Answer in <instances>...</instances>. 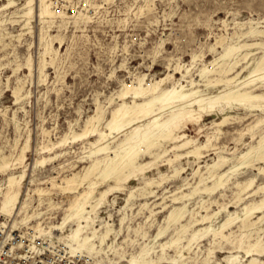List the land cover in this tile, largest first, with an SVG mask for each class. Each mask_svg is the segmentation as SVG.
<instances>
[{
    "label": "rangeland",
    "instance_id": "rangeland-1",
    "mask_svg": "<svg viewBox=\"0 0 264 264\" xmlns=\"http://www.w3.org/2000/svg\"><path fill=\"white\" fill-rule=\"evenodd\" d=\"M3 2L0 1V5ZM25 2L18 0L17 6L0 12V19L4 20L0 26V152L11 157L13 166L7 172H20L24 165L27 166V176L20 186L22 200L27 198L30 190L43 188L51 193L54 203L61 205L59 208L52 205L49 209L50 204L45 203L50 198L46 195L45 203L39 206L38 193L31 191V213L33 209H48L43 216L47 227L62 220L66 207L76 195L74 193L65 198L66 194L53 183L72 172L81 171L92 162L89 155L93 154V142L99 135L95 132L69 140V143L55 146L52 151L42 152L40 148L43 145L52 146L66 134L83 132L87 120L95 114L98 102L105 111L104 121L98 124V128H104L112 111L123 104L119 94L124 81H136L143 75L146 82L155 81L173 73L171 70L178 64L183 66L182 69L166 79L162 87L171 86L186 67L192 68L191 75L197 78L203 64L211 65V61L223 50L219 42L222 38L225 43L235 42L239 39L235 32L249 28L250 21H259L260 26H264V0H54L56 16L47 36L52 47L49 54L43 56L45 41H42L41 35L44 25L49 23L41 22L38 16L40 2L36 0L31 24L25 26L24 17H20L19 13ZM246 39L254 41L256 37ZM263 52L264 46L254 48L256 55L252 57L250 66ZM195 55L199 56L196 62ZM28 57L32 58L31 67L27 64ZM45 61L42 71V62ZM241 67L239 65L236 70ZM248 70L244 71V76ZM257 82L252 83L250 89L255 93H264V82ZM219 84L207 87L201 82L199 86L206 93H217L225 87L222 82ZM15 87L21 88L19 99L14 94ZM215 112L204 113L200 122L187 121V125L181 128V133L187 134L184 140L191 139L187 148L178 150L172 147L174 143L167 142L154 150L163 154L160 157L144 154L139 160L145 165L144 171L132 177L122 190L108 196L99 209V217L109 220L112 214L113 222L119 226L122 215L119 209L125 204L128 192L132 189L135 192L131 206L125 210L128 217L117 242V246L121 245L118 252H137L140 243L153 237L160 226L167 225L166 217L173 208L186 205L181 221L174 222L161 238H175L182 224L190 227L180 243L185 249L184 255L180 253L174 264H264V218L259 220L263 212L253 216V220H258L253 228L244 227L243 221L238 218L224 232L219 231L215 235L212 230L189 244L195 230L211 225L219 229L229 213H243L245 204L264 198L263 190L249 196L250 192L264 184V174L259 169L264 166L263 161L241 168L211 194L199 191L190 198L172 199L173 195L182 196L192 190L203 177L204 184H213L209 164L219 155H226L233 157L223 167V171L229 169L238 154L257 144L264 134V111L258 108H229V120L225 125H217L216 122L223 119L226 112ZM165 116L168 117L167 114ZM258 120L263 121L258 124ZM207 133L220 136L213 140L215 145L201 149L199 155L186 153L206 143ZM125 137L126 131L111 144V150L116 149ZM25 146L28 147L26 157L20 163L19 157ZM57 153L62 154L34 169L36 160ZM178 154L183 155L179 157ZM178 169L181 170L179 174L176 172ZM5 178L6 175L0 173V180ZM151 179L162 182L148 185L147 191L154 192L145 196L142 194L145 191L143 187ZM250 179L255 182L242 193L245 182ZM239 182L244 184L238 185ZM110 184L115 183L107 182L100 189ZM216 212L215 218L203 221L205 215ZM146 232L148 235L144 238ZM258 241L263 248L261 252L251 250V245ZM156 246L159 249L158 244ZM177 252L174 245L168 248L167 256L175 257ZM118 258V254L114 255V259ZM161 264L172 263L164 261Z\"/></svg>",
    "mask_w": 264,
    "mask_h": 264
},
{
    "label": "bare ground",
    "instance_id": "bare-ground-1",
    "mask_svg": "<svg viewBox=\"0 0 264 264\" xmlns=\"http://www.w3.org/2000/svg\"><path fill=\"white\" fill-rule=\"evenodd\" d=\"M0 1H4L0 5V12L3 9L14 8L17 6L18 2V0ZM39 2L40 10L38 16L42 23H49L47 26L44 25V32L43 35H41L42 41H45L44 56V54L50 51V46L52 45V42L47 41V36L51 23L54 22L56 11L53 9L54 0H39ZM35 4L36 0H26L25 4L22 6L21 12H19L21 14L20 17H24L22 20L25 21V26L29 27L31 24V19L35 13ZM16 20L17 19H15V21ZM3 21L4 20L0 19V26L3 24ZM250 23V27L246 30L240 33L237 31L235 32V35L239 38L235 42L225 43V39L220 38L221 40L219 42L222 44L223 50L211 61V65L207 63L203 64L198 71L197 78L192 77V68L186 67V69L182 71V76L176 79L171 86L162 87V83L166 79H170L174 72L182 69L181 67L183 66L178 64L171 70L173 73H168L166 77H161L155 81L146 82L145 75L138 77L136 81H124L122 91L119 94L123 99V104L112 111L104 128H98V124L104 121L103 119L105 118L103 106L98 102L97 110L95 114L91 115L87 120L83 132H73L71 135L66 134L59 142H53L52 146L43 145L40 148V150L44 152L46 150H53L55 146L63 145L69 140H75L80 137L83 138V136H88V134L91 133L97 132L99 135L98 139L93 142V154L89 155V157H92V162L84 166L81 171L72 172L63 178L57 179L56 182L53 183L54 187H58L66 194L65 198L76 193L70 204L66 207L64 216L60 222L54 223L50 227L45 225L43 216L48 209L45 211L33 209V213H31V191L38 193L39 206L45 203L44 197L46 195L50 198V200L45 203L50 204L49 209L52 205H54V208H59L61 205L54 203L55 201L50 197L51 193L43 188L30 190L27 198L22 200L20 186L27 176V166L24 165L23 170L20 172H7V170L11 169L13 166L10 160L11 157L9 158V156L0 152V173L6 175L5 179L0 180V215L10 220V226L14 230H20L23 227L29 229L33 228L34 231L31 232V240H36L43 236L63 240L72 249L88 257L92 264H161L164 261L174 264L180 253L184 255L183 252L185 249L180 246V243L184 234L188 232L190 227L186 224H182L181 229L177 230V236L175 238L174 236L167 240H161V238L167 233L168 228L174 225V222L181 221L185 215L186 205L173 208L166 217L167 225L160 226L158 232L153 237L148 241L140 243L137 252L130 254L118 252L121 245L118 244V246H120L118 248L117 242L121 238L122 232H124L123 229L128 217L125 210L131 206L135 196L134 190L132 189L128 192L125 204L119 209V212L122 214L119 218V226L115 225L113 222L112 214H110L109 220L100 218L99 209L105 204L110 194L122 190L132 177L144 171L145 165L139 163L140 158L144 154H156V156L160 157L163 154H161V152H155L154 150L157 147L160 148L167 142L174 143L172 147L178 150L187 148L191 143V139L184 140L187 134L181 133V128L187 125V121L200 122L204 113H216L215 111L218 112V110H221L226 113L224 114V118L217 121L216 124L225 125L229 120L227 113L229 108L239 106L250 110L258 108L264 111V93H255L250 89L252 83H258L257 81L264 82V52L257 58L255 64L250 66L252 57L256 55L254 53V48L264 46V26H260L259 21H250ZM249 36L256 37V39L254 41H249L246 39ZM241 38L244 39L241 40ZM197 57L199 56L195 55L194 62H196L195 59H197ZM27 61L28 66L31 67L32 58L28 57ZM42 63L41 70L43 71L46 61ZM245 63L246 65H244ZM239 65L242 67L236 70ZM246 69H249L248 74L244 76L243 74ZM215 74L219 76L214 77ZM201 82H204L207 87L211 84H221L222 82L225 87L222 91L217 93H206L204 89L199 86ZM20 90V87H15L14 90V94L18 99L21 97ZM129 97H132V99L128 100L127 98ZM166 114L168 117L165 116ZM261 121L263 120H258V124H260ZM140 122L143 123L139 124ZM125 131L126 137L116 149L111 150V144ZM219 137L220 136L217 137V133H207L206 143L199 144V146L188 150L186 153H196L199 155L201 149L207 148L209 145H215V143L213 144V140ZM27 148V146L23 147L19 157L21 162H18L23 163L26 157L25 150ZM61 154L62 153H57L36 160L33 165L34 169L45 165L49 161H54ZM103 154H105V156L101 157ZM181 155L183 154H178L179 157ZM175 157H177V155ZM236 158L237 160L230 165L229 169L223 171V167L230 163L233 157L219 155L217 160L208 165L209 173H211L213 177V184H204L205 179L203 177L189 192H185L182 196L173 195V201H177L184 197L190 198L199 191L211 194V192H214L217 188L226 184V180L229 179L231 175L237 173L241 168L255 166L256 161L264 162V134L261 135L257 144H252L246 151L238 154ZM259 169L260 172L264 174V166H260ZM180 171L181 170L178 169L176 172L179 174ZM162 180H164V178ZM111 181L115 184H110L105 189H100L103 184ZM155 182L160 184L162 181L156 179L146 181V185L143 187L145 191L142 194L146 196L148 193H153L154 190L147 191V186ZM254 182V179L246 181L242 193L244 190H248ZM242 184L244 183H238V185L241 186ZM260 190L264 191V184L260 185L254 192H250L249 196L256 194ZM239 199L241 200L242 197L239 196ZM218 212L214 215H205L203 221L212 220ZM261 212H263V215L259 217V220L264 218V198L257 202L253 200V202L245 204L243 206V213H229L228 218L219 226V229H215L213 225H211L210 227H204V229L195 230L192 233V237L189 239V244L199 237L207 235L212 230L215 235H217L219 231L224 232V229L234 223L238 218L243 221L244 227L253 228L257 225L256 222L258 221L253 220V216ZM18 216H21V218H18ZM12 220L13 223H11ZM34 221L35 223L33 224ZM97 222L98 225L96 224ZM128 227L130 228V224ZM243 233L244 232H242V234ZM147 235L146 232L143 237L145 238ZM157 244L159 249H157ZM260 244L261 243L258 241L251 245V250L261 252L264 246L262 248ZM31 245H34V243H31ZM174 245L178 251L177 255L175 257L174 255L168 257L167 250L170 247H174ZM187 246L188 244L186 247ZM116 254L119 255L118 259H114V255ZM95 258H98V260L95 261ZM231 259V263H233V256H231Z\"/></svg>",
    "mask_w": 264,
    "mask_h": 264
},
{
    "label": "built area",
    "instance_id": "built-area-1",
    "mask_svg": "<svg viewBox=\"0 0 264 264\" xmlns=\"http://www.w3.org/2000/svg\"><path fill=\"white\" fill-rule=\"evenodd\" d=\"M32 231L27 227L14 230L10 220L0 215V264H92L88 257L58 238L43 236L31 240Z\"/></svg>",
    "mask_w": 264,
    "mask_h": 264
}]
</instances>
